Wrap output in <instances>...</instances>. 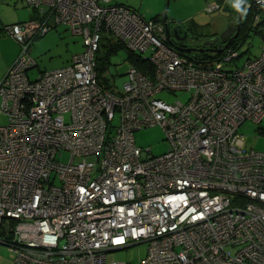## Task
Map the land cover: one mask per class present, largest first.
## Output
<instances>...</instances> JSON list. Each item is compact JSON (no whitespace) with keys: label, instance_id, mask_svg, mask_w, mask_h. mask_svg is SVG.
<instances>
[{"label":"built area","instance_id":"built-area-1","mask_svg":"<svg viewBox=\"0 0 264 264\" xmlns=\"http://www.w3.org/2000/svg\"><path fill=\"white\" fill-rule=\"evenodd\" d=\"M111 1L25 0L39 18L0 26L19 45L0 78V227L13 226L0 242L13 264H264V153L238 133L264 118V36L241 65L227 45L192 58L164 23ZM242 10L257 26L264 0H243ZM59 26L83 50L29 79L32 42ZM101 33L150 72L130 66L121 91L98 76ZM161 92L187 97L169 104ZM152 126L168 142L158 156L134 140ZM140 243L147 253L137 263L108 256Z\"/></svg>","mask_w":264,"mask_h":264},{"label":"rangeland","instance_id":"rangeland-1","mask_svg":"<svg viewBox=\"0 0 264 264\" xmlns=\"http://www.w3.org/2000/svg\"><path fill=\"white\" fill-rule=\"evenodd\" d=\"M166 1L167 0L139 1L137 3L139 7L141 6V9H139V14L147 20L157 16H161V19H163V15L167 7V23L170 31H172L173 26L181 25L188 32V35H191L193 38H195L194 41H191V39L187 38V41L185 42L187 48L192 46L199 48L200 46L204 45L205 36L210 33L212 34L213 31L211 28L216 24H220V18H217L218 15H221L223 17L221 19H224L223 14L225 13L229 16L234 15V20L237 19L238 9L235 5L239 4L240 0H219L216 3L219 4V6H222V9L219 10V12H214L212 14H207L205 11V7L213 3L211 0H169L168 6H166ZM233 11H235V14H233ZM263 17L264 15H262V20ZM241 20L242 39L238 44V51L241 56L236 62L237 65H241L247 58L258 56L261 53V45L264 36V20L261 24L259 23L257 26H254L251 22L250 16L245 12H242ZM191 23H195V27H199L200 31H196L197 28L195 30L191 29ZM227 26L221 31L217 32L215 36L219 37V35L223 33ZM58 28L59 27H57V29ZM67 34L68 35H65L64 37L65 39H68V37L71 36L69 30H67ZM0 38H7V36L2 35ZM75 38L79 39L74 41L76 44H79L82 41V39L79 37L75 36ZM171 39H173V36H171ZM215 41V44L219 43L217 40ZM100 44L101 47L99 55L102 58H105L101 64V67L104 69L100 76L102 77L103 74H106L107 76L110 75L113 78L114 86L118 91H121L122 85L126 81L125 74L129 67L132 66L130 60V55L132 53L127 51L125 48L119 47L118 41H116L109 34L101 33ZM111 45H113L112 49H110ZM72 47L73 42L68 44H65V42L63 44L54 42L51 44L50 48L47 47L49 48V51L47 50L46 54H43L38 58H44L43 61L47 69L53 70L54 68H59L61 63L65 62L66 56L72 54ZM1 48L4 50L0 53V61L3 60L2 58L4 55L2 53L5 50H8L5 44L1 45ZM30 53H32L31 49L29 51V54ZM184 54L192 58H206L207 54L211 55L212 53L185 52ZM39 61L40 60L38 59V62ZM40 70V66H36L35 68L28 71L27 76L29 79H34L39 74V72H41ZM156 97L169 104H172L177 100L185 101L187 95L182 92H161ZM7 121V117L4 114H0V124L4 125L7 123ZM118 123L119 117L118 113L116 112L115 117L111 123H109V130L113 132L118 126ZM260 131L262 133H260ZM238 133L243 136L244 146L247 149H253L264 153V118L260 123H255L252 120H245L239 126ZM134 140L135 144L143 151L150 149L151 156L161 155L168 149V142L166 141L164 131L159 126L147 127L136 131L134 133ZM69 157V152L64 151L62 156L58 158V161L67 162ZM8 224V221L4 223L6 231H8ZM1 232L2 229H0V240H3L5 238ZM146 253L147 244L140 243L128 248L113 251L109 253L108 256L110 259L117 262L137 263L145 258ZM12 260L13 254L9 252L8 248L0 242V264H13Z\"/></svg>","mask_w":264,"mask_h":264},{"label":"crops","instance_id":"crops-1","mask_svg":"<svg viewBox=\"0 0 264 264\" xmlns=\"http://www.w3.org/2000/svg\"><path fill=\"white\" fill-rule=\"evenodd\" d=\"M139 1H144V0H112L111 3L112 4H122V5H126L127 7H129L130 9H132L133 11L137 12L138 14L140 13L139 9H141L137 3ZM213 1V3H216L219 0H211ZM222 9V6H220L219 10ZM215 11V12H219ZM207 13V12H206ZM214 13V12H213ZM209 14V13H207ZM212 14V13H211ZM233 14H235V11H233ZM224 15V19L221 15H218L217 18H220V24L219 25H214L211 30L213 31L212 34H207L205 37H211V36H215L217 32L221 31L222 29H224L227 25H231L233 23H235V16L234 15H227V14H223ZM39 18L38 12L30 9L27 5L25 0H0V26H11V25H15L21 22H26V21H31V20H36ZM155 18V17H154ZM152 19V18H151ZM157 22L158 21H163V19H161V16H157ZM232 20V21H231ZM195 23H191V29H196L197 27H195ZM67 28L64 26H59V28H54L50 31H48L45 35L38 37L37 39H35L30 48L29 51L31 49L32 53H30L31 57L36 60L35 62H37V66H40V71H45L48 70L47 67L44 64V58H38L43 54L47 53V50L49 51V48L51 47V44L56 42V43H61L63 44L65 42V44L73 42V47H72V54L69 56H66V60L65 62L61 63L60 67L66 66L67 64L70 63L71 61V57L74 54L80 53L83 50V46H82V41L79 44H76V40H79L77 38H75L74 35H72L70 32V37H68V39H65V35L67 34ZM66 31V32H65ZM196 31H200L199 27L197 28ZM65 32V33H64ZM2 35H6L7 38H0V53L4 50L1 48V45L6 46V48H8V50H5L2 54L3 56V60L0 61V78L4 75V73L6 72L7 68L12 64V62L15 60V58L17 57L18 53H19V45L18 43L14 40V38H12L9 34L7 33H0V36ZM79 37V36H76ZM81 38V37H79ZM72 44V43H71ZM49 47V48H47ZM38 59L40 60L38 62ZM59 67V68H60ZM56 69V68H54ZM50 70V69H49ZM52 70V69H51ZM40 73V72H39Z\"/></svg>","mask_w":264,"mask_h":264},{"label":"water","instance_id":"water-1","mask_svg":"<svg viewBox=\"0 0 264 264\" xmlns=\"http://www.w3.org/2000/svg\"><path fill=\"white\" fill-rule=\"evenodd\" d=\"M168 4H169V0L166 1V6H168ZM242 4H243V0H240L239 1L240 9H242ZM166 11H167V7H166L164 15H163V21L165 23V34H166L169 42L171 44H173V39L175 41H179V42L181 41L182 42V41L186 40L187 38L191 39V41H194L195 38H193L191 35H188V32L181 25L173 26L172 31H170L168 23H167ZM241 14H242V11L238 10V20L239 21H238L236 29H235V27H233V31L231 33L232 34L234 33V35H233V37L230 38V40H233L238 36ZM229 28H230V25H228L227 28L223 31V33L220 34L219 37H217L216 39L224 40L225 39L224 35L226 32H228ZM230 34H228V35H230ZM171 36H173V39H171ZM204 42H205L204 46H208V48H179V50L184 51V52H197V53H199V52H202V53H219L221 51V49L211 48L215 45V42H216L215 38L213 39V38H208V37L206 38L205 37Z\"/></svg>","mask_w":264,"mask_h":264},{"label":"trees","instance_id":"trees-1","mask_svg":"<svg viewBox=\"0 0 264 264\" xmlns=\"http://www.w3.org/2000/svg\"><path fill=\"white\" fill-rule=\"evenodd\" d=\"M264 13V12H263ZM248 15L250 16V18H251V15H250V13H248ZM264 15V14H263ZM152 20H154V21H157L158 19H157V17H155V18H152ZM263 20H264V17H263ZM263 20L260 22V24L263 22ZM158 22H160V23H163L164 21H158ZM252 22V21H251ZM240 25H241V27H242V20H241V22H240ZM65 27V26H64ZM67 28V27H66ZM242 28H241V32L238 34V36H237V38L233 41V40H230V39H225V40H221V39H215V40H217L219 43H218V45H227V47L226 48H229V47H233V48H235V49H237L238 48V44H239V42L241 41V39H242ZM116 45V44H115ZM113 45H111L110 46V49H112L113 47H112ZM118 46L119 47H121V48H124V46L122 45V44H120L119 42H118ZM101 47V46H100ZM99 52H100V49H99V51L97 52V55H96V70H97V74H98V76H100L101 74H102V72H103V69L104 68H102L101 67V64H102V62L105 60V58L103 57H101L100 55H99ZM212 56H215V55H210V54H207L206 55V58L208 57H212ZM130 60H131V63H132V65L133 66H135L137 69H139L140 71H142V72H147V73H149L150 71V69H149V67H150V65H148L147 63H145L144 61H141L138 57H136V56H134V55H130ZM260 133H262L261 131H260ZM10 223H11V221H10ZM12 223L11 224H8V231H6V227L4 226V225H2L1 227H0V229H2V234L4 235V238L7 240V239H10L11 237H12Z\"/></svg>","mask_w":264,"mask_h":264},{"label":"flooded vegetation","instance_id":"flooded-vegetation-1","mask_svg":"<svg viewBox=\"0 0 264 264\" xmlns=\"http://www.w3.org/2000/svg\"><path fill=\"white\" fill-rule=\"evenodd\" d=\"M237 14H238V11H237ZM238 21H239V20H238V15H237V19H235V23L231 24V25H230V28H229V30H228V32L225 33V35H224V36H225V39H230L231 37H233L234 33L232 34L231 32L233 31V27H235V29H236L237 24H238ZM240 22H241V19H240ZM163 23H164V22H163ZM164 25H165V23H164ZM241 28H242V27H241V25H240V26H239V30H238V34L241 32ZM230 33H231V34H230ZM228 34H230V35H228ZM227 35H228V36H227ZM208 38H213V39L215 38V39H216L217 37H216V36H211V37H208ZM236 38H237V37H236ZM236 38H235V39H236ZM225 39H224V40H225ZM235 39H233V41H234ZM186 41H187V39L184 40V41H182V42H181V41H180V42H179V41H176V42H175V41L173 40L175 46L184 47V48H187V45L185 44ZM217 45H218V44H215L212 48L216 49V48H217ZM190 48H197V47H195V46L193 47V46H192V47H190ZM199 48H208V46H204V45H203V46H200Z\"/></svg>","mask_w":264,"mask_h":264},{"label":"clouds","instance_id":"clouds-1","mask_svg":"<svg viewBox=\"0 0 264 264\" xmlns=\"http://www.w3.org/2000/svg\"><path fill=\"white\" fill-rule=\"evenodd\" d=\"M235 6H236V8H237L238 10L243 11L242 9H240V5H239V4H236Z\"/></svg>","mask_w":264,"mask_h":264}]
</instances>
